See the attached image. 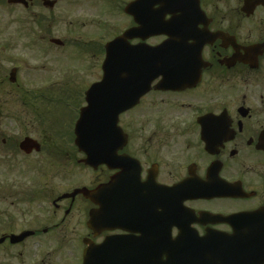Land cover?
<instances>
[{"label": "flooded vegetation", "instance_id": "flooded-vegetation-1", "mask_svg": "<svg viewBox=\"0 0 264 264\" xmlns=\"http://www.w3.org/2000/svg\"><path fill=\"white\" fill-rule=\"evenodd\" d=\"M115 40L167 46L91 167L75 129ZM0 166V264H264V0H0Z\"/></svg>", "mask_w": 264, "mask_h": 264}, {"label": "water", "instance_id": "water-1", "mask_svg": "<svg viewBox=\"0 0 264 264\" xmlns=\"http://www.w3.org/2000/svg\"><path fill=\"white\" fill-rule=\"evenodd\" d=\"M119 42L120 40H115L109 44L104 80L88 90L86 97L87 106L81 110L76 124L75 144L80 152L86 154L87 158L85 162L91 167H96L103 158L107 161L111 159V151L114 149L113 145L115 142V139L112 138L115 137L116 130L114 128L116 127L118 116L136 104L139 98L146 92L152 78L156 76L151 70L152 68L153 72L159 70L156 63L164 61V53L167 46L163 45L153 52L147 53L140 51H137V53L133 52V54L117 53L115 49L119 45ZM124 59L129 61L128 66L136 69L138 73L149 69V74L147 76L144 75V79L142 80H135L134 75L132 78L122 75L123 80H119L121 77H119L117 70L125 68ZM132 62L137 64V68ZM150 64L152 68L149 67ZM102 139L108 142L106 148H101L100 146ZM31 141L27 139L23 144L35 143ZM104 150L106 151L105 154H103ZM74 194H82L84 198L100 207L110 204L107 199L105 201L106 204L102 203L104 198L103 191L99 187L92 191L88 189L76 190ZM109 212V209L92 212L90 228L94 230L98 229L100 223L103 221L102 218L109 215ZM103 247L104 245L87 251L85 253V264L92 258L91 256L99 255ZM151 248L150 254L152 253L155 256V261H162L164 256H173L169 253L167 247L153 245ZM138 253L142 254L140 248ZM171 253L174 254L173 251Z\"/></svg>", "mask_w": 264, "mask_h": 264}, {"label": "rangeland", "instance_id": "rangeland-1", "mask_svg": "<svg viewBox=\"0 0 264 264\" xmlns=\"http://www.w3.org/2000/svg\"><path fill=\"white\" fill-rule=\"evenodd\" d=\"M2 168L4 169L5 168V166H0V172H1V170H2ZM81 173H83L82 171H81ZM79 174L80 175V177L82 176V174ZM7 205H9L8 203H7Z\"/></svg>", "mask_w": 264, "mask_h": 264}]
</instances>
